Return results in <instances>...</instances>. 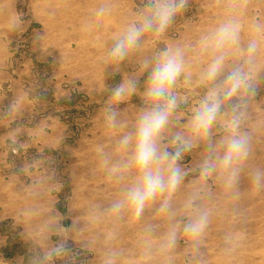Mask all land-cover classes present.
I'll return each instance as SVG.
<instances>
[{
    "label": "clouds",
    "instance_id": "9594fccd",
    "mask_svg": "<svg viewBox=\"0 0 264 264\" xmlns=\"http://www.w3.org/2000/svg\"><path fill=\"white\" fill-rule=\"evenodd\" d=\"M190 2L141 0L100 60L106 77L137 60V71L123 74L115 86L105 83L99 117L114 134V148L98 151L119 186L99 214L140 223V264H177L181 244L186 264H207L202 249L221 198L240 199L245 180L264 191V163L256 157L264 120L254 107L264 89V18L250 13L251 0H219V16L194 39H167ZM113 10L112 0H103L82 31H96ZM20 22L13 16L9 27L17 30ZM134 96L140 104L129 114L121 105ZM22 107L18 96L4 115L12 118ZM9 135L15 144L17 133ZM149 211L152 219L142 222ZM54 230L57 239L45 237L20 264H84V249L99 243L90 236L75 247L74 234L81 232L74 224ZM116 238L115 231L106 234L99 264H121L126 251L115 246ZM242 242L241 229L226 231L225 256H234Z\"/></svg>",
    "mask_w": 264,
    "mask_h": 264
},
{
    "label": "rangeland",
    "instance_id": "374dc122",
    "mask_svg": "<svg viewBox=\"0 0 264 264\" xmlns=\"http://www.w3.org/2000/svg\"><path fill=\"white\" fill-rule=\"evenodd\" d=\"M102 2L0 0V264L26 262L31 248L45 237L54 242V229L70 224L81 232L74 234L77 248L90 236L99 238L95 248L84 249V264H99V249L110 231L116 233L115 246L126 251L121 264H140V223L99 214L119 186L107 176L98 149L114 148V134L99 117L105 83L115 86L123 74L137 71L132 58L121 73L106 77L100 60L141 0H112V15L96 31L85 33L84 20ZM220 12L219 0H191L167 39H194ZM250 13L264 18V0H251ZM13 16L21 20L17 30L9 27ZM18 96L23 101L20 113L5 116ZM139 104L134 96L121 107L130 114ZM254 107L255 117L264 120V89ZM13 131L15 144L9 135ZM256 157L264 163V133ZM196 158L185 163L191 166ZM150 219L151 211L142 222ZM233 227L241 229L243 242L234 256H225L223 236ZM182 248L177 264H186ZM202 252L207 264H264V191L250 189L245 180L240 199L221 198Z\"/></svg>",
    "mask_w": 264,
    "mask_h": 264
}]
</instances>
